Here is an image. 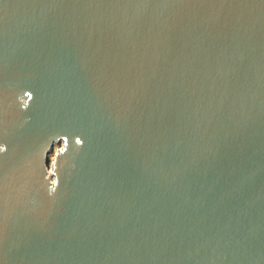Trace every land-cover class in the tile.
<instances>
[{
  "label": "water",
  "instance_id": "95a60500",
  "mask_svg": "<svg viewBox=\"0 0 264 264\" xmlns=\"http://www.w3.org/2000/svg\"><path fill=\"white\" fill-rule=\"evenodd\" d=\"M0 264H264V0H0Z\"/></svg>",
  "mask_w": 264,
  "mask_h": 264
},
{
  "label": "rangeland",
  "instance_id": "374dc122",
  "mask_svg": "<svg viewBox=\"0 0 264 264\" xmlns=\"http://www.w3.org/2000/svg\"><path fill=\"white\" fill-rule=\"evenodd\" d=\"M63 145V141H58L54 144H52L50 147H48L47 151H46V154H45V166H46V171H47V179H48V182L51 184L53 183V173H52V166L50 167L49 165V155L50 153H52V149L54 147H57V151L55 152V155L56 153L60 150V148L62 147Z\"/></svg>",
  "mask_w": 264,
  "mask_h": 264
},
{
  "label": "clouds",
  "instance_id": "9594fccd",
  "mask_svg": "<svg viewBox=\"0 0 264 264\" xmlns=\"http://www.w3.org/2000/svg\"><path fill=\"white\" fill-rule=\"evenodd\" d=\"M57 151V147L52 149V153L49 155V165L50 167L55 164V152Z\"/></svg>",
  "mask_w": 264,
  "mask_h": 264
},
{
  "label": "bare ground",
  "instance_id": "6f19581e",
  "mask_svg": "<svg viewBox=\"0 0 264 264\" xmlns=\"http://www.w3.org/2000/svg\"><path fill=\"white\" fill-rule=\"evenodd\" d=\"M60 141H62V140H60ZM54 143H56V142H54ZM54 143H52V144H54ZM52 144H51V145H52ZM51 145H50V146H51ZM47 174H48V173H47ZM53 181H54V177H53ZM49 184H50V183H49ZM51 184H53V183H51ZM51 184H50V185H51Z\"/></svg>",
  "mask_w": 264,
  "mask_h": 264
}]
</instances>
